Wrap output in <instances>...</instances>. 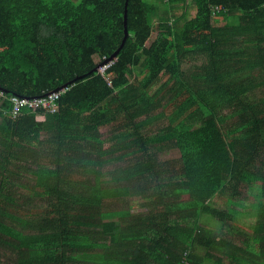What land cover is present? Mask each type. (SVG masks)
I'll use <instances>...</instances> for the list:
<instances>
[{"label":"trees","instance_id":"1","mask_svg":"<svg viewBox=\"0 0 264 264\" xmlns=\"http://www.w3.org/2000/svg\"><path fill=\"white\" fill-rule=\"evenodd\" d=\"M0 92V264H264V0H0Z\"/></svg>","mask_w":264,"mask_h":264},{"label":"built area","instance_id":"2","mask_svg":"<svg viewBox=\"0 0 264 264\" xmlns=\"http://www.w3.org/2000/svg\"><path fill=\"white\" fill-rule=\"evenodd\" d=\"M109 67V66H108ZM107 66L99 68V72L103 73ZM61 92H53L41 98L29 99L25 97L10 96L9 101L13 106V113L17 116L22 108L28 107L36 110L38 108H48L54 111L56 108V101L59 99ZM0 96L3 97V93L0 92Z\"/></svg>","mask_w":264,"mask_h":264},{"label":"rangeland","instance_id":"3","mask_svg":"<svg viewBox=\"0 0 264 264\" xmlns=\"http://www.w3.org/2000/svg\"><path fill=\"white\" fill-rule=\"evenodd\" d=\"M165 12V9H163V8H161V13L163 14ZM102 65H100L99 67H97V70L101 67ZM104 137L106 138L107 136H108V133L107 132H105L104 131ZM28 179H29V177H27ZM213 205L215 206V207H217V208H219V209H222V210H227L228 209V206L226 205V204H224V203H220V202H213ZM208 225L206 224L205 225V227H207ZM212 228L214 229V231H216L217 232V230H218V228H219V225L218 224H216V223H213V225H212ZM224 230L225 231H227L228 230V228H224Z\"/></svg>","mask_w":264,"mask_h":264},{"label":"water","instance_id":"4","mask_svg":"<svg viewBox=\"0 0 264 264\" xmlns=\"http://www.w3.org/2000/svg\"><path fill=\"white\" fill-rule=\"evenodd\" d=\"M127 1L128 0H126V3H127ZM126 23H127V9H125V14H124V33H125V37H124V39H123V41H122V43H121V46H120V48L118 49V51L123 47V45H124V42H125V40H126V38H127V28H126ZM118 51L110 58V60H113L115 57H116V55H117V53H118ZM103 64H105V63H103ZM97 70V68L96 69H94V71H96ZM66 87H68V85H66V86H64L61 90H63V89H65ZM58 90H56V91H54V92H57Z\"/></svg>","mask_w":264,"mask_h":264}]
</instances>
